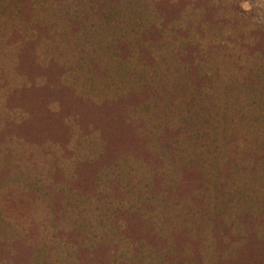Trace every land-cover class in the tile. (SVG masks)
Segmentation results:
<instances>
[{
    "label": "trees",
    "instance_id": "16d2710c",
    "mask_svg": "<svg viewBox=\"0 0 264 264\" xmlns=\"http://www.w3.org/2000/svg\"><path fill=\"white\" fill-rule=\"evenodd\" d=\"M242 1L0 0V264H264Z\"/></svg>",
    "mask_w": 264,
    "mask_h": 264
},
{
    "label": "rangeland",
    "instance_id": "374dc122",
    "mask_svg": "<svg viewBox=\"0 0 264 264\" xmlns=\"http://www.w3.org/2000/svg\"><path fill=\"white\" fill-rule=\"evenodd\" d=\"M241 6L245 12H251L257 20L264 22V0H243Z\"/></svg>",
    "mask_w": 264,
    "mask_h": 264
}]
</instances>
